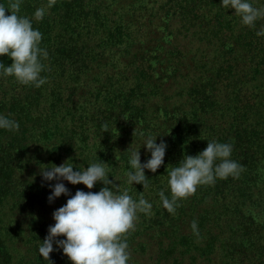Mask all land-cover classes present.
Wrapping results in <instances>:
<instances>
[{
	"label": "trees",
	"instance_id": "16d2710c",
	"mask_svg": "<svg viewBox=\"0 0 264 264\" xmlns=\"http://www.w3.org/2000/svg\"><path fill=\"white\" fill-rule=\"evenodd\" d=\"M46 4L21 0L19 12L42 33L46 83L21 85L0 69V115L19 124L0 129V264H48L38 248L55 223L49 216L77 190L103 187L60 181L69 195L49 202L57 181L40 170L65 161L74 171L104 162L110 180L118 161L123 189L152 204L151 215L137 214L128 245L165 240L172 264L188 256L193 264H264V36L256 34L264 19L243 26L221 0H56L37 21ZM184 36L190 45L181 47ZM150 136L167 148L155 173L144 170V189L126 173L139 147L141 163L151 158L142 146ZM212 141L231 144L243 170L198 186L169 213L158 195L170 198L168 173ZM53 248V264H71Z\"/></svg>",
	"mask_w": 264,
	"mask_h": 264
},
{
	"label": "clouds",
	"instance_id": "9594fccd",
	"mask_svg": "<svg viewBox=\"0 0 264 264\" xmlns=\"http://www.w3.org/2000/svg\"><path fill=\"white\" fill-rule=\"evenodd\" d=\"M55 3L56 0H47L46 5L36 9L35 19L42 20ZM221 6L234 10L243 26L255 27L257 20L264 19V8L254 7L250 0H221ZM20 7L21 0H9L7 7L0 5V56H7L11 60L7 67L0 63V69L21 85L40 87L46 83V78L40 75L44 70L40 57L46 58L47 52L39 47L42 33L33 28L28 17L19 15ZM256 34L264 36V28ZM0 129L18 131L19 124L0 115ZM156 137H148L142 145L151 153V158L145 163L140 162V147L131 153L129 164L132 171L126 173L129 185L140 184L147 189L148 178L144 170L155 173L164 163L167 145L163 141L157 144ZM231 152V144L212 141L199 154L185 155L179 166L168 173L170 198L163 189L158 193L163 208L175 213L178 201L194 195L198 186L214 185L217 179L224 180L229 176L238 178L243 168L230 159ZM66 162L40 170L44 181H57L51 186L49 202L61 195H69L68 189L60 181L72 185L83 184L89 190L97 182L102 183L103 187L98 192L77 190L53 212L55 223L49 226L48 234L38 248L39 256L48 264H53L50 253L55 250V243L71 264H128L130 252L127 236L135 231L138 213L151 215L152 204L142 195L134 200L127 189L123 192L118 188L113 191L109 186L114 183L108 178L104 162L92 163L76 171L73 170L76 167L73 163ZM191 228L198 235L195 221ZM61 236L64 239H56Z\"/></svg>",
	"mask_w": 264,
	"mask_h": 264
},
{
	"label": "rangeland",
	"instance_id": "374dc122",
	"mask_svg": "<svg viewBox=\"0 0 264 264\" xmlns=\"http://www.w3.org/2000/svg\"><path fill=\"white\" fill-rule=\"evenodd\" d=\"M182 38L179 39V45H181V47H185V45L189 46L190 44H188V38L186 36ZM117 160L118 158L115 157V161ZM115 161L113 164H115ZM116 165L120 167L118 161L116 162ZM116 167V173L114 174V178L112 179L114 184L109 187H112L113 191H116L118 188L120 192H123V183L120 184L119 180H124V178H122L124 176L118 177L120 175V171H118ZM49 217L50 222L54 223V220H51L52 217ZM138 243H142L144 247H140ZM169 244L170 243L165 240L160 241V238L155 236H153V238L148 237L146 239L139 240L133 245H129L128 250L130 252V259L128 261V264H172V258L174 255H171L170 249L169 247H167V245ZM16 245L18 246V250L22 252L23 244L17 241ZM130 247H133V249ZM185 264H193L192 262H190L189 256L186 258Z\"/></svg>",
	"mask_w": 264,
	"mask_h": 264
}]
</instances>
